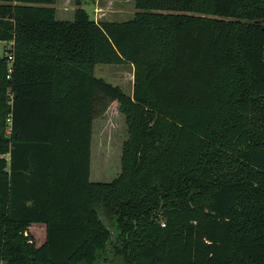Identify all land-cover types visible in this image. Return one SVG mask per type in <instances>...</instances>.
Segmentation results:
<instances>
[{
    "label": "trees",
    "instance_id": "1",
    "mask_svg": "<svg viewBox=\"0 0 264 264\" xmlns=\"http://www.w3.org/2000/svg\"><path fill=\"white\" fill-rule=\"evenodd\" d=\"M55 1L0 0V262L264 264V0H134L100 24ZM115 62L131 96L94 77ZM96 95L128 128L110 183L89 181Z\"/></svg>",
    "mask_w": 264,
    "mask_h": 264
},
{
    "label": "rangeland",
    "instance_id": "2",
    "mask_svg": "<svg viewBox=\"0 0 264 264\" xmlns=\"http://www.w3.org/2000/svg\"><path fill=\"white\" fill-rule=\"evenodd\" d=\"M79 2V7L85 11L88 18L98 24L125 22L132 19L137 12L134 0H79ZM53 8L57 21H71L77 9L76 0H56ZM133 71V66L128 62L97 63L93 66L94 77L118 86L127 96L132 94ZM260 104L261 102H258V106ZM253 121L258 127L261 126L264 123V115L257 113ZM259 135L260 137L254 135V140L260 143L262 138L264 139V134L259 132ZM127 139L128 128L118 103L102 95H96L90 146V182L110 183L119 176L123 143ZM243 150L242 148H231L223 153L238 157ZM164 222L161 217L160 223L163 225ZM106 225L110 227L109 222ZM27 233L31 235L36 247L44 243L43 225H32ZM106 254L107 260L106 256L102 255L94 264H122L121 258L115 259L110 253ZM0 264L4 263L0 262Z\"/></svg>",
    "mask_w": 264,
    "mask_h": 264
},
{
    "label": "built area",
    "instance_id": "3",
    "mask_svg": "<svg viewBox=\"0 0 264 264\" xmlns=\"http://www.w3.org/2000/svg\"><path fill=\"white\" fill-rule=\"evenodd\" d=\"M0 44L2 45V47L0 48V56H2L3 54L6 55L8 73H11V64H12L13 58H12V53L10 51H12L13 42L12 41L11 42H0Z\"/></svg>",
    "mask_w": 264,
    "mask_h": 264
},
{
    "label": "crops",
    "instance_id": "4",
    "mask_svg": "<svg viewBox=\"0 0 264 264\" xmlns=\"http://www.w3.org/2000/svg\"><path fill=\"white\" fill-rule=\"evenodd\" d=\"M43 227H44V225H43ZM30 228V227H29ZM44 231H45V227H44Z\"/></svg>",
    "mask_w": 264,
    "mask_h": 264
}]
</instances>
